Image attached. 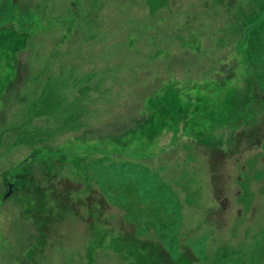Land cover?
Wrapping results in <instances>:
<instances>
[{
    "label": "rangeland",
    "instance_id": "obj_1",
    "mask_svg": "<svg viewBox=\"0 0 264 264\" xmlns=\"http://www.w3.org/2000/svg\"><path fill=\"white\" fill-rule=\"evenodd\" d=\"M15 3L0 264H264V0Z\"/></svg>",
    "mask_w": 264,
    "mask_h": 264
},
{
    "label": "trees",
    "instance_id": "obj_2",
    "mask_svg": "<svg viewBox=\"0 0 264 264\" xmlns=\"http://www.w3.org/2000/svg\"><path fill=\"white\" fill-rule=\"evenodd\" d=\"M15 4H17V2H16ZM235 102H236V100L232 101V103L230 104V107H231V108H233L232 104H234ZM37 169H38V168H37ZM25 172H26V173H25L26 175H29V176L32 175V170H31V171H27V170H25ZM31 177H32V176H31ZM24 179H25L24 177L21 178V180H22L23 182L25 181ZM25 188L27 189V187H24L23 190H25ZM38 188H39V187H38Z\"/></svg>",
    "mask_w": 264,
    "mask_h": 264
},
{
    "label": "water",
    "instance_id": "obj_3",
    "mask_svg": "<svg viewBox=\"0 0 264 264\" xmlns=\"http://www.w3.org/2000/svg\"><path fill=\"white\" fill-rule=\"evenodd\" d=\"M18 0H13V2L15 3V2H17Z\"/></svg>",
    "mask_w": 264,
    "mask_h": 264
}]
</instances>
